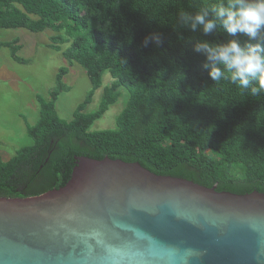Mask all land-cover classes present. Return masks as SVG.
Listing matches in <instances>:
<instances>
[{
  "label": "trees",
  "instance_id": "16d2710c",
  "mask_svg": "<svg viewBox=\"0 0 264 264\" xmlns=\"http://www.w3.org/2000/svg\"><path fill=\"white\" fill-rule=\"evenodd\" d=\"M215 0H0V28L55 34L51 48L86 71L92 89L71 121L55 102L69 90L60 69L49 99L38 96L40 119L27 125L33 144L8 161L0 155V197L26 198L65 186L75 156L137 162L157 175L180 177L219 192L264 193V95L251 96L228 81L215 84L179 24L181 11L196 12ZM160 33L157 46L144 40ZM183 37V39H181ZM227 41L226 33L203 37ZM241 43L247 37H240ZM19 50L18 41L2 42ZM63 45L67 48L63 49ZM106 87L96 112L85 113L103 76ZM129 100L116 127L92 131L119 99Z\"/></svg>",
  "mask_w": 264,
  "mask_h": 264
},
{
  "label": "water",
  "instance_id": "95a60500",
  "mask_svg": "<svg viewBox=\"0 0 264 264\" xmlns=\"http://www.w3.org/2000/svg\"><path fill=\"white\" fill-rule=\"evenodd\" d=\"M75 161L60 189L0 197V264H264V193Z\"/></svg>",
  "mask_w": 264,
  "mask_h": 264
},
{
  "label": "rangeland",
  "instance_id": "374dc122",
  "mask_svg": "<svg viewBox=\"0 0 264 264\" xmlns=\"http://www.w3.org/2000/svg\"><path fill=\"white\" fill-rule=\"evenodd\" d=\"M55 33L46 29L35 33L27 29L0 28V43L18 41L19 50L12 55L11 47L0 48V155L4 161L33 144L27 134V125H35L40 119L38 96L49 99V93L57 87L56 77L62 68L68 70L63 83L69 90L62 92L55 102L61 119L71 121L77 107L82 104L92 89L85 69L78 63H70L63 51L51 48L50 38ZM67 45H63V49ZM114 79L109 73L103 76L102 86L95 92L85 113L98 110L106 87ZM119 99L104 116L95 122L92 131L109 130L116 127V119L129 100V92L122 87L117 91Z\"/></svg>",
  "mask_w": 264,
  "mask_h": 264
},
{
  "label": "clouds",
  "instance_id": "9594fccd",
  "mask_svg": "<svg viewBox=\"0 0 264 264\" xmlns=\"http://www.w3.org/2000/svg\"><path fill=\"white\" fill-rule=\"evenodd\" d=\"M179 24L202 37H190L194 51L205 58L203 67L215 84L228 81L251 96L264 95V0H215L196 12L181 11ZM226 33L227 41L203 37ZM247 37L241 43L240 37ZM183 39V37H181ZM160 46V33L144 40Z\"/></svg>",
  "mask_w": 264,
  "mask_h": 264
}]
</instances>
